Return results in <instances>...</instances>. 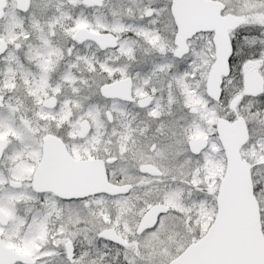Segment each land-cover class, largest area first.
Here are the masks:
<instances>
[{
    "label": "snow or ice",
    "instance_id": "1",
    "mask_svg": "<svg viewBox=\"0 0 264 264\" xmlns=\"http://www.w3.org/2000/svg\"><path fill=\"white\" fill-rule=\"evenodd\" d=\"M0 264H264V0H0Z\"/></svg>",
    "mask_w": 264,
    "mask_h": 264
}]
</instances>
